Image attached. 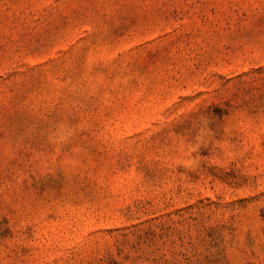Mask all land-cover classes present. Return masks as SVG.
I'll use <instances>...</instances> for the list:
<instances>
[{
    "label": "rangeland",
    "instance_id": "obj_1",
    "mask_svg": "<svg viewBox=\"0 0 264 264\" xmlns=\"http://www.w3.org/2000/svg\"><path fill=\"white\" fill-rule=\"evenodd\" d=\"M0 264H264V0H0Z\"/></svg>",
    "mask_w": 264,
    "mask_h": 264
}]
</instances>
